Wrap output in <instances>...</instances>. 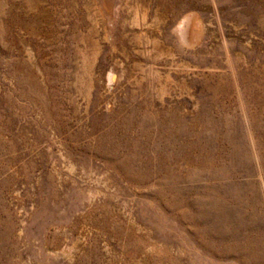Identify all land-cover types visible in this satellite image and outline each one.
Wrapping results in <instances>:
<instances>
[{"label":"rangeland","instance_id":"374dc122","mask_svg":"<svg viewBox=\"0 0 264 264\" xmlns=\"http://www.w3.org/2000/svg\"><path fill=\"white\" fill-rule=\"evenodd\" d=\"M0 264H264V0H0Z\"/></svg>","mask_w":264,"mask_h":264},{"label":"bare ground","instance_id":"6f19581e","mask_svg":"<svg viewBox=\"0 0 264 264\" xmlns=\"http://www.w3.org/2000/svg\"><path fill=\"white\" fill-rule=\"evenodd\" d=\"M185 28V27H184ZM183 31H184V29H183Z\"/></svg>","mask_w":264,"mask_h":264}]
</instances>
